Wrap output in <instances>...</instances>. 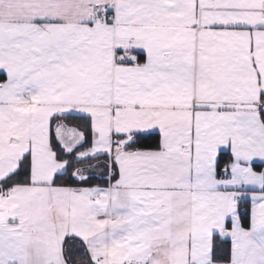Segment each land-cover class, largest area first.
Here are the masks:
<instances>
[{
  "label": "snow or ice",
  "instance_id": "1",
  "mask_svg": "<svg viewBox=\"0 0 264 264\" xmlns=\"http://www.w3.org/2000/svg\"><path fill=\"white\" fill-rule=\"evenodd\" d=\"M0 264H264V0H0Z\"/></svg>",
  "mask_w": 264,
  "mask_h": 264
},
{
  "label": "trees",
  "instance_id": "2",
  "mask_svg": "<svg viewBox=\"0 0 264 264\" xmlns=\"http://www.w3.org/2000/svg\"><path fill=\"white\" fill-rule=\"evenodd\" d=\"M69 123H73V122L69 121ZM146 143H151V140L146 141ZM100 177H101V173L95 172L93 174V179L90 181V185H86V186H96V185L105 186V184L101 181ZM242 224L245 228H247L249 226V213H248V215L244 216ZM227 248L230 250V242L229 241L227 243Z\"/></svg>",
  "mask_w": 264,
  "mask_h": 264
},
{
  "label": "crops",
  "instance_id": "3",
  "mask_svg": "<svg viewBox=\"0 0 264 264\" xmlns=\"http://www.w3.org/2000/svg\"><path fill=\"white\" fill-rule=\"evenodd\" d=\"M250 207L251 206L249 205V226L247 228H250ZM68 240H69V243H71V238H68ZM229 242H230V240H229ZM230 247H231V242H230ZM71 251L73 254H76V253H82L84 250L82 248H73V249H71Z\"/></svg>",
  "mask_w": 264,
  "mask_h": 264
}]
</instances>
